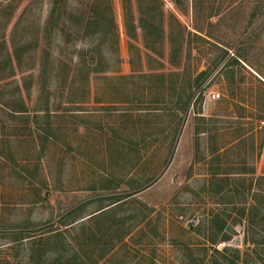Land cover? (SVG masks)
Returning a JSON list of instances; mask_svg holds the SVG:
<instances>
[{"label": "rangeland", "instance_id": "rangeland-1", "mask_svg": "<svg viewBox=\"0 0 264 264\" xmlns=\"http://www.w3.org/2000/svg\"><path fill=\"white\" fill-rule=\"evenodd\" d=\"M262 120L264 0H0V264H264Z\"/></svg>", "mask_w": 264, "mask_h": 264}, {"label": "trees", "instance_id": "trees-1", "mask_svg": "<svg viewBox=\"0 0 264 264\" xmlns=\"http://www.w3.org/2000/svg\"><path fill=\"white\" fill-rule=\"evenodd\" d=\"M108 24L111 25V26H115V20H114L113 15H110V16H109ZM128 26H129V25H128V23H127V27H128ZM237 58H238V55H235L234 60H238ZM201 75H202V73H200L199 76H201Z\"/></svg>", "mask_w": 264, "mask_h": 264}, {"label": "built area", "instance_id": "built-area-1", "mask_svg": "<svg viewBox=\"0 0 264 264\" xmlns=\"http://www.w3.org/2000/svg\"><path fill=\"white\" fill-rule=\"evenodd\" d=\"M208 96H211V98H219L221 96V93L220 92H215V91H210L208 93ZM262 123L264 124V120H262Z\"/></svg>", "mask_w": 264, "mask_h": 264}]
</instances>
